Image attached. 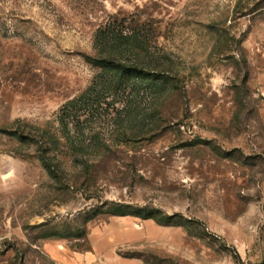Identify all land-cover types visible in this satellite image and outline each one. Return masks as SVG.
Returning <instances> with one entry per match:
<instances>
[{
	"label": "rangeland",
	"instance_id": "374dc122",
	"mask_svg": "<svg viewBox=\"0 0 264 264\" xmlns=\"http://www.w3.org/2000/svg\"><path fill=\"white\" fill-rule=\"evenodd\" d=\"M0 264H264V0H0Z\"/></svg>",
	"mask_w": 264,
	"mask_h": 264
},
{
	"label": "trees",
	"instance_id": "16d2710c",
	"mask_svg": "<svg viewBox=\"0 0 264 264\" xmlns=\"http://www.w3.org/2000/svg\"><path fill=\"white\" fill-rule=\"evenodd\" d=\"M114 209H109L106 214L109 216H116V217H135L139 218L143 221H154L159 226L163 227H169V226H182L180 223H174L172 222L174 220V217H159L161 213L156 210H149V209H143V208H136L134 212L131 211H123L121 210L122 207L114 204ZM158 214V215H157Z\"/></svg>",
	"mask_w": 264,
	"mask_h": 264
}]
</instances>
